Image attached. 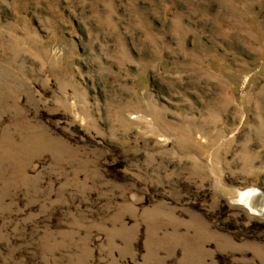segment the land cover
I'll return each mask as SVG.
<instances>
[{"label":"rangeland","instance_id":"obj_1","mask_svg":"<svg viewBox=\"0 0 264 264\" xmlns=\"http://www.w3.org/2000/svg\"><path fill=\"white\" fill-rule=\"evenodd\" d=\"M0 264H264V0H0Z\"/></svg>","mask_w":264,"mask_h":264},{"label":"bare ground","instance_id":"obj_2","mask_svg":"<svg viewBox=\"0 0 264 264\" xmlns=\"http://www.w3.org/2000/svg\"><path fill=\"white\" fill-rule=\"evenodd\" d=\"M253 189V188H252ZM255 190H257V189H254V190H251V189H249V190H246L245 192H244V190H243V193H240L239 195H238V203H240V202H243V205H245L248 209H250L251 211H253L254 210V212L255 211H259V209H257V208H254L253 207V205H252V203H251V201H253V199L257 196V192L255 191ZM260 193V192H259ZM263 194V193H262ZM237 197V196H236ZM261 197V196H260ZM257 198V197H256ZM263 199V198H262ZM262 199H260V200H262ZM258 200V199H257ZM256 201V200H255ZM254 202V201H253ZM258 203V202H257ZM241 205V204H240ZM242 205V206H243ZM255 206V205H254ZM254 208V209H253ZM255 209H257V210H255ZM250 212V211H249ZM256 212V213H257ZM252 213V212H251Z\"/></svg>","mask_w":264,"mask_h":264}]
</instances>
